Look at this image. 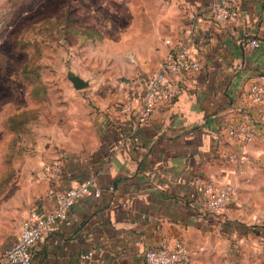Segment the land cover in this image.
<instances>
[{
    "label": "crops",
    "instance_id": "0c3cea01",
    "mask_svg": "<svg viewBox=\"0 0 264 264\" xmlns=\"http://www.w3.org/2000/svg\"><path fill=\"white\" fill-rule=\"evenodd\" d=\"M161 1L158 16L148 24L151 31L132 41L133 58L145 62L143 70L157 69L171 46L164 40L174 43L184 37L193 21L188 41L200 71L181 81L182 93L173 103L141 124L121 111L128 93L135 92L124 83L119 91L103 92L99 110L84 109L83 134L77 133L78 121L71 120L66 152L58 156L64 173L50 181L41 166L53 161L52 155L36 154L31 171L22 170L16 185L21 196L10 195L9 207L1 208L0 253L15 242L31 208L53 207L49 190L95 176L99 197L78 199L59 229L34 244V264H83L82 255L88 252L87 264H146L145 250L175 239L188 246L192 264H232L236 250L264 257L257 239L230 226L232 221L248 225L261 212L251 195L262 197L264 191V104L252 103L246 93L264 72V0H238L239 18L223 24L211 18L210 0ZM251 39L259 46L251 48ZM140 46L143 55L137 52ZM87 81L86 88L91 84ZM239 119L256 123L260 134L244 147L226 135L228 124ZM240 148L249 162L237 176L225 155ZM201 181L231 182L238 202L218 214L200 209L195 183Z\"/></svg>",
    "mask_w": 264,
    "mask_h": 264
},
{
    "label": "rangeland",
    "instance_id": "374dc122",
    "mask_svg": "<svg viewBox=\"0 0 264 264\" xmlns=\"http://www.w3.org/2000/svg\"><path fill=\"white\" fill-rule=\"evenodd\" d=\"M161 2L0 0V222L1 208L9 207L6 199L21 196L16 185L22 170L31 171L36 154L50 153L59 159L66 152L71 120L78 121L77 133L83 134L84 109L99 110L106 89L119 91L122 83L128 90L142 89L151 70H143L145 62L133 58L132 41L151 31L148 24L158 16ZM47 18L53 21L40 24ZM137 52L143 55L145 48L140 46ZM70 74L89 80L90 86L73 90ZM33 86L48 100L35 102L30 94ZM25 109L31 115L37 111V120L22 121ZM261 180L264 185V175ZM251 197L261 212L252 217L250 229L264 226V191L262 197ZM236 253L232 264H264V257Z\"/></svg>",
    "mask_w": 264,
    "mask_h": 264
},
{
    "label": "built area",
    "instance_id": "2783aa9c",
    "mask_svg": "<svg viewBox=\"0 0 264 264\" xmlns=\"http://www.w3.org/2000/svg\"><path fill=\"white\" fill-rule=\"evenodd\" d=\"M237 1L210 0L208 8L213 21L223 24L237 20L239 18ZM195 27L196 23L192 21L184 31V37L174 43L164 40L167 45H171L170 49L157 69L146 74L141 91L128 93L127 101L121 108L122 112L131 113L141 124L153 112L170 105L182 93L181 81L201 69V62L188 41ZM249 45L251 48H256L259 46V41L251 39ZM246 96L252 103L264 104V72L256 75L248 87ZM226 135L236 141L240 147L252 144L260 137L256 123L241 119L228 124ZM225 156L233 168L234 175L241 176L245 173L249 159L243 148L229 151ZM41 171L50 181H57L64 173L60 159L44 163ZM195 190L197 192L195 204L209 213H221L231 204L238 202L237 188L231 182L218 184L201 181L195 183ZM99 195L100 188L95 176L75 182L62 190H49L48 196L53 200V207L50 210L34 207L27 212L21 221L15 242L0 253V261L7 264H34L31 255L34 244L46 233L59 229L60 224L66 220L71 206L78 199L99 197ZM91 256V252L82 255L83 264H87ZM143 258L146 264H192V254L188 246L179 239L145 250Z\"/></svg>",
    "mask_w": 264,
    "mask_h": 264
},
{
    "label": "trees",
    "instance_id": "16d2710c",
    "mask_svg": "<svg viewBox=\"0 0 264 264\" xmlns=\"http://www.w3.org/2000/svg\"><path fill=\"white\" fill-rule=\"evenodd\" d=\"M52 21L53 20L51 18H47V19L43 20L42 22H40V24L43 25V23H51ZM22 44H24L25 46L30 45V44H26L25 42H22ZM30 73H32V72H29L26 74H30ZM37 76L38 75L36 74V77ZM38 83L40 84V82H38ZM35 86H33V88H30V90H31L30 94H32V99L37 101V102L47 101L48 100L47 96L42 98L43 94L42 95L37 94ZM43 92L44 91L42 90V93ZM29 111L30 110L27 111V109L22 110V121H33V120H36L38 118V112L37 111L34 110L32 112V115ZM230 226L234 227L235 230L243 231L244 234H249L250 236H252V238L257 239L260 244H264V226H260V227L252 226L250 229V228H248V225H245L239 221H232L230 223Z\"/></svg>",
    "mask_w": 264,
    "mask_h": 264
},
{
    "label": "water",
    "instance_id": "95a60500",
    "mask_svg": "<svg viewBox=\"0 0 264 264\" xmlns=\"http://www.w3.org/2000/svg\"><path fill=\"white\" fill-rule=\"evenodd\" d=\"M68 79L71 82L73 88L76 90L84 89L89 85V82L87 80L76 74H70L68 76Z\"/></svg>",
    "mask_w": 264,
    "mask_h": 264
}]
</instances>
